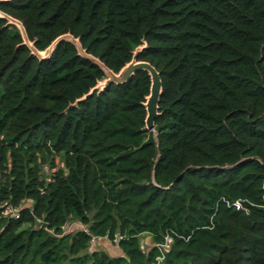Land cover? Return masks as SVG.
<instances>
[{
  "label": "trees",
  "instance_id": "obj_1",
  "mask_svg": "<svg viewBox=\"0 0 264 264\" xmlns=\"http://www.w3.org/2000/svg\"><path fill=\"white\" fill-rule=\"evenodd\" d=\"M0 9L115 72L145 44L162 80L149 130L148 71L89 94L106 74L73 42L41 60L0 18V264H264V0Z\"/></svg>",
  "mask_w": 264,
  "mask_h": 264
},
{
  "label": "water",
  "instance_id": "obj_2",
  "mask_svg": "<svg viewBox=\"0 0 264 264\" xmlns=\"http://www.w3.org/2000/svg\"><path fill=\"white\" fill-rule=\"evenodd\" d=\"M0 1H7V0H0ZM0 18L5 19L8 21V23L14 24L19 28V31L23 38V44L27 45L32 53L36 55L39 59L44 60L47 59L51 54L54 52V50L57 48L60 42L64 40H68L73 42L77 48L79 49V52L81 55L91 59L93 62L98 64L102 70L106 74V78L102 81H100L95 87L91 89L89 94H92L95 90H103L105 87L111 85L112 83H121L128 80L137 70L144 69L148 71L150 77H151V86H150V93L146 98L145 107H146V128L149 130L154 129V126L156 124V118L160 114L159 109V103H160V96L162 93V80L160 78V73L156 69L154 65H152L148 61L139 60L138 54L145 48V44L138 46L134 50L133 57L131 61H129L125 66H123L120 71L115 72L112 69H110L104 62H102L99 58L88 54L86 50L83 48L79 38H76L71 33H66L58 36L46 49L39 50L34 42L29 38L27 30L22 23L21 20L11 16L10 14L4 12L0 9ZM89 94L83 96L82 98L78 99L82 100L85 99ZM155 137L158 140V133L155 132Z\"/></svg>",
  "mask_w": 264,
  "mask_h": 264
},
{
  "label": "rangeland",
  "instance_id": "obj_3",
  "mask_svg": "<svg viewBox=\"0 0 264 264\" xmlns=\"http://www.w3.org/2000/svg\"><path fill=\"white\" fill-rule=\"evenodd\" d=\"M76 225L75 224H72L68 227V230L74 228ZM150 241H151V237L147 234L143 235L142 236V243H143V246H147L150 244ZM104 244V245H102ZM103 248H106L108 250H111V253L112 254H116V248L112 247V245L109 243V241L105 240V241H101V240H98V239H95L92 243V249L91 250H94V249H103Z\"/></svg>",
  "mask_w": 264,
  "mask_h": 264
},
{
  "label": "built area",
  "instance_id": "obj_4",
  "mask_svg": "<svg viewBox=\"0 0 264 264\" xmlns=\"http://www.w3.org/2000/svg\"><path fill=\"white\" fill-rule=\"evenodd\" d=\"M10 212H12L11 210H10ZM13 213V212H12ZM16 215V217H19V215L18 214H15Z\"/></svg>",
  "mask_w": 264,
  "mask_h": 264
}]
</instances>
